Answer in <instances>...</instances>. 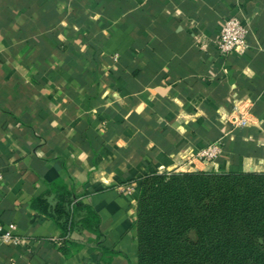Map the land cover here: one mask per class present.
<instances>
[{
  "label": "crops",
  "instance_id": "0c3cea01",
  "mask_svg": "<svg viewBox=\"0 0 264 264\" xmlns=\"http://www.w3.org/2000/svg\"><path fill=\"white\" fill-rule=\"evenodd\" d=\"M234 15L249 48L223 57ZM198 171L264 173V0H0V225L23 239L0 264H137L141 179ZM72 202L100 236L84 209L63 231Z\"/></svg>",
  "mask_w": 264,
  "mask_h": 264
},
{
  "label": "trees",
  "instance_id": "16d2710c",
  "mask_svg": "<svg viewBox=\"0 0 264 264\" xmlns=\"http://www.w3.org/2000/svg\"><path fill=\"white\" fill-rule=\"evenodd\" d=\"M167 174L171 175L174 186H181L184 192L188 191L187 196L178 197L184 201L181 213L195 220V223L188 222L189 226H180L177 230L175 246L179 251L195 248L201 249L206 255L218 254L225 258L244 255L240 264H264V173L198 171ZM160 180L165 183L161 174L141 179L136 218L142 214L145 198L154 183ZM69 206L70 210L62 225L64 232H69L73 226L75 209H84L87 217L81 220L82 225L87 228L88 223H94V232L100 236L97 216L91 209L73 202ZM190 231H193L196 239L188 237ZM136 232L137 264L146 263L150 250L143 246ZM163 254L152 255L151 263L158 260V264L163 263ZM253 256H257L256 261L252 259Z\"/></svg>",
  "mask_w": 264,
  "mask_h": 264
},
{
  "label": "rangeland",
  "instance_id": "374dc122",
  "mask_svg": "<svg viewBox=\"0 0 264 264\" xmlns=\"http://www.w3.org/2000/svg\"><path fill=\"white\" fill-rule=\"evenodd\" d=\"M163 175L162 181H156L153 188L146 196L144 202V210L142 214L136 218V230L139 233V240L147 250H150L148 261L141 264H158V261L151 263L152 255L163 254L165 261L160 264H171L172 262L184 264H240L244 255L222 257L215 254L213 256L206 255L201 249L188 248L185 252H181L175 246V234L180 226H189L195 223L194 217H185L182 215L184 201L183 196H187L188 191L184 192L181 186H174L175 183L170 179V174ZM174 183V184H173ZM179 197V198H178ZM182 212V213H181ZM189 216V214L187 215ZM188 237L196 239L193 231L188 232ZM162 255V256H163ZM252 259L256 261L257 256ZM171 261V262H170Z\"/></svg>",
  "mask_w": 264,
  "mask_h": 264
},
{
  "label": "built area",
  "instance_id": "2783aa9c",
  "mask_svg": "<svg viewBox=\"0 0 264 264\" xmlns=\"http://www.w3.org/2000/svg\"><path fill=\"white\" fill-rule=\"evenodd\" d=\"M248 28L242 17L238 15L230 16L224 20L215 47L220 56L226 57L232 53L243 54L249 48ZM253 114L249 108L238 101L226 114V123L231 130L251 129L253 126ZM221 140L210 143L200 149L196 154V159L200 162L214 163L221 153ZM1 180V175H0ZM123 192L132 194L133 188L129 185L121 188ZM16 226L9 224L7 228L0 225V243L19 248L23 244V239L16 233ZM62 239L54 240L59 244Z\"/></svg>",
  "mask_w": 264,
  "mask_h": 264
}]
</instances>
